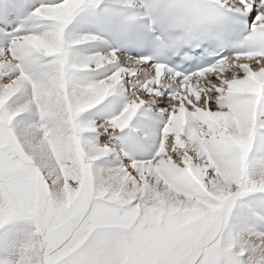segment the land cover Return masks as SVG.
I'll return each instance as SVG.
<instances>
[{
  "label": "snow or ice",
  "instance_id": "1",
  "mask_svg": "<svg viewBox=\"0 0 264 264\" xmlns=\"http://www.w3.org/2000/svg\"><path fill=\"white\" fill-rule=\"evenodd\" d=\"M0 264H264V0H0Z\"/></svg>",
  "mask_w": 264,
  "mask_h": 264
}]
</instances>
